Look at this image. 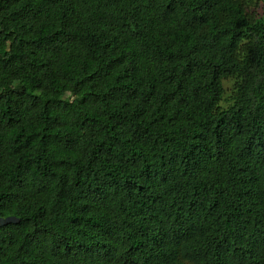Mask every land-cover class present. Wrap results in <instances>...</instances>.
Masks as SVG:
<instances>
[{"label":"trees","instance_id":"trees-1","mask_svg":"<svg viewBox=\"0 0 264 264\" xmlns=\"http://www.w3.org/2000/svg\"><path fill=\"white\" fill-rule=\"evenodd\" d=\"M0 220V264H264V0H0Z\"/></svg>","mask_w":264,"mask_h":264},{"label":"rangeland","instance_id":"rangeland-1","mask_svg":"<svg viewBox=\"0 0 264 264\" xmlns=\"http://www.w3.org/2000/svg\"><path fill=\"white\" fill-rule=\"evenodd\" d=\"M224 87H225V91H226V95H225V98H226V96L229 94L230 89L232 87V81L231 80L225 81ZM222 105L225 106V103H222Z\"/></svg>","mask_w":264,"mask_h":264},{"label":"water","instance_id":"water-1","mask_svg":"<svg viewBox=\"0 0 264 264\" xmlns=\"http://www.w3.org/2000/svg\"><path fill=\"white\" fill-rule=\"evenodd\" d=\"M5 223H6V221H5ZM0 224H2V221L0 220Z\"/></svg>","mask_w":264,"mask_h":264}]
</instances>
